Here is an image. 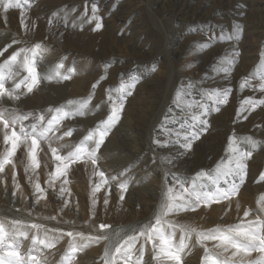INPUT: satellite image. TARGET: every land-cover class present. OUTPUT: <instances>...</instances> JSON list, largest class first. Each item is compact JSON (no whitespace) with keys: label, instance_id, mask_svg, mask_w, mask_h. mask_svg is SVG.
<instances>
[{"label":"rangeland","instance_id":"374dc122","mask_svg":"<svg viewBox=\"0 0 264 264\" xmlns=\"http://www.w3.org/2000/svg\"><path fill=\"white\" fill-rule=\"evenodd\" d=\"M93 6L102 24L99 31H93L95 21L87 23ZM86 9L87 15L84 14ZM21 16H24L27 30L21 28ZM234 25L241 28L237 39L210 40L213 35L219 37L221 33H231ZM14 39L19 43H13ZM37 43L48 49L39 60L38 71L45 72L48 66L63 61L62 71L74 67L76 74L63 83L44 81L19 101L5 98L0 101L4 107L45 112L49 108H59L69 100L87 98L92 85L100 81L90 105L94 111L65 120L61 133L69 128L74 131L72 137H66L61 143H78L98 122L106 119L109 112L105 103L106 89L116 88L121 81L127 82L131 77L139 78L133 94L126 100L120 122L97 153L98 167L106 177L117 176V182L130 179V183L123 203H118L117 182L112 184L107 209L103 203L105 191L98 193L95 217L89 219L92 169L90 164L87 168L78 164L69 174V184L65 185L71 193L66 192L64 196L69 207H64L63 200L58 199L51 188L47 189V198L37 204L31 181L20 163L24 160L21 149L17 153L16 168L19 190L14 198L9 166L3 174L4 183H0V217L21 218L63 231L88 233L91 228L85 227L86 222L109 224L112 226L109 232L115 228L131 229L153 217L162 191L174 178L187 181L198 172H209L218 163H225L228 138L233 135L238 140L252 137L259 141L251 159L246 162L248 175L238 195L211 208L201 207L195 212H183L168 219L207 230L238 223L245 210L258 214L257 198L264 194V182L256 184L254 181L264 172V105L250 114L242 113L239 119L236 112L245 98H264V92L254 90L258 80H253L252 89L240 91L239 88L243 78L254 71L264 72V60L261 59L264 0H30V4L21 0V8H10L7 12L0 4V52H3L0 63L20 48H31ZM205 43L211 44L206 50L195 47ZM10 44L12 46L8 47ZM233 52L239 55L235 57L231 74H217L218 61ZM153 66L154 72L151 71ZM102 76L106 79L101 80ZM6 87L11 88L12 83H7ZM229 87L232 92L227 103L220 105L219 111L204 117L208 126L206 129L198 126L202 135L190 151L179 145L162 146L169 139L165 128L181 130L187 119L186 111H195L182 110L173 103L177 88L187 93L186 103L196 100L210 103L206 96L209 90ZM96 105H100L99 110H95ZM166 114L169 123L161 127ZM154 140L160 144L153 143ZM240 147L249 149L245 144ZM166 160L171 163H165ZM45 163L42 160L38 170L41 187H45L47 173L52 170L51 163H47V167ZM122 172L126 174L120 176ZM92 179L95 182L99 178ZM32 180L36 177L32 176ZM52 216L56 220L45 219ZM25 231L31 237L36 230L26 228ZM176 239H179V233ZM106 243L94 244L78 253L74 264H103L100 257ZM189 245L183 264H201L203 248L194 238ZM29 247L31 239L22 241L21 251ZM68 248L69 238L63 237L54 249H43L47 264H60L61 256ZM144 259L146 264H153L150 246L146 247Z\"/></svg>","mask_w":264,"mask_h":264},{"label":"snow or ice","instance_id":"6c2138e0","mask_svg":"<svg viewBox=\"0 0 264 264\" xmlns=\"http://www.w3.org/2000/svg\"><path fill=\"white\" fill-rule=\"evenodd\" d=\"M24 2L30 4V0H24ZM0 4L5 12L10 8H21V0H6V2L0 0ZM96 12L97 9L93 6L92 15L87 20V23L96 22L93 31L102 29ZM84 14L87 15V9ZM20 19L21 28L27 30L24 16ZM51 23L52 21H49V24ZM34 27L35 23H33ZM240 31V26L234 25L231 33H221L219 37L213 35L210 40L221 42L235 40ZM13 43H19V41L14 39ZM11 46V44L8 45V47ZM210 46V43H205L197 44L195 47L206 50ZM4 51H7V48ZM47 51V48L37 43L31 48H20L0 63V101L5 98L19 101L32 93L44 81L63 83L73 78L76 74L75 68H69L66 72L62 71L63 61L48 66L45 72L38 71L39 60ZM2 55L3 52H0V56ZM238 55V52H233L221 58L215 66L217 74L230 75L235 57ZM261 59L264 60V51L261 53ZM155 70L153 66L151 71ZM103 79H106V76H102L101 80ZM253 80L259 81L254 90L264 92V72L256 71L241 80L240 91L252 89ZM9 82L12 83L11 88L6 87ZM99 83L100 81H97L92 85V91L87 98L69 100L65 105L55 109L49 108L45 112H24L18 107L8 108L0 103V183H4L3 174L6 168L11 166L14 198L19 190L16 176L17 153L22 149L24 160L20 163L28 180L31 181L35 203L38 204L40 200L46 199L47 189L51 188L57 198L63 200L64 207H69L68 200L64 198L66 192L71 194L65 187L70 182L69 174L78 164L85 165V168L90 164L92 172L89 178L91 189L89 219L95 217L97 194L101 191H105L103 203L107 209L112 184L119 178L106 177L98 167L97 153L111 130L120 122L126 100L133 94L139 78L131 77L127 82L121 81L116 88L106 89L105 103L109 108L106 119L98 122L78 143H61L66 137H72L74 131L69 128L61 133L65 120L85 116L94 111L90 105ZM231 92L230 87L223 90L211 89L206 93L210 103L201 100L186 103L187 93L182 88H177L173 103L182 110L195 109V111H186L187 119L181 130L165 128V131L169 132V139L162 146L179 145L185 151H190L192 144L202 135V130H197L198 126L202 125L204 129L208 126V121L204 117L210 112L219 111V106L227 103ZM262 105H264V98H245L237 109L236 118L239 119L246 111L250 114ZM99 108L100 105H96L95 110ZM170 112L171 109H169ZM244 119H247V116ZM167 123L169 120L166 114V118L161 121V127ZM153 143L160 144V141L154 140ZM241 144L248 145L249 149H242ZM258 144L259 141L252 137L238 140L234 135L229 136L225 149V163H218L209 172H198L187 181L180 180L178 177L174 178L173 182L167 184L162 191L153 217L141 225L132 226L131 229L115 228L109 232L108 230L112 228L109 224L100 222L91 225L86 222L85 227L91 228L88 233L75 230L63 231L30 223L21 218L0 217V264H47L43 249H54L63 237L69 238V248L61 256L60 264H74L78 253L101 242H107L100 257L103 264H146L144 257L147 246H150L153 264H183L186 250H190L189 241L193 238L195 243L204 250L201 264H264V194L257 198L258 214L245 210L238 223L227 227L217 226L203 230L168 219L183 212H195L201 207L208 209L214 204H222L234 199L246 182L248 175L246 162L251 159ZM64 149L68 151L64 152ZM42 160L51 163L52 166V170L47 173L45 187H41L38 175ZM47 163L44 164L45 167ZM165 163H171V161L166 160ZM125 174L122 172L120 176ZM32 176H35L36 180H32ZM93 177L99 179L93 182ZM261 182H264V172H261L254 181L256 184ZM129 183L130 179L116 183L119 192L118 203L124 202ZM28 215L31 216L32 212L29 211ZM249 217L253 218L249 219ZM45 219L56 220V217H45ZM65 223L72 222L65 221ZM26 228L36 231L30 237L29 232L25 231ZM177 233H179L178 240ZM29 239H31V247L21 251L22 241ZM138 244L139 247H137ZM209 244L211 247L208 246Z\"/></svg>","mask_w":264,"mask_h":264},{"label":"bare ground","instance_id":"6f19581e","mask_svg":"<svg viewBox=\"0 0 264 264\" xmlns=\"http://www.w3.org/2000/svg\"><path fill=\"white\" fill-rule=\"evenodd\" d=\"M150 196H152V195H150ZM139 206V205H138Z\"/></svg>","mask_w":264,"mask_h":264}]
</instances>
